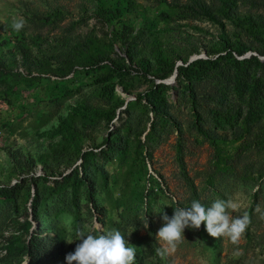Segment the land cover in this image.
I'll list each match as a JSON object with an SVG mask.
<instances>
[{"label": "rangeland", "instance_id": "obj_1", "mask_svg": "<svg viewBox=\"0 0 264 264\" xmlns=\"http://www.w3.org/2000/svg\"><path fill=\"white\" fill-rule=\"evenodd\" d=\"M0 33V264H26L5 257L11 237L69 246L77 227L119 230L135 264H264V0H0ZM62 117L79 148L49 135ZM217 199L249 219L238 243L202 223L157 254V210Z\"/></svg>", "mask_w": 264, "mask_h": 264}, {"label": "clouds", "instance_id": "obj_2", "mask_svg": "<svg viewBox=\"0 0 264 264\" xmlns=\"http://www.w3.org/2000/svg\"><path fill=\"white\" fill-rule=\"evenodd\" d=\"M24 26L23 18H14L11 24L16 32H20ZM236 207L232 201L217 199L209 206L192 200L187 207L174 208L171 216L164 213L163 208L157 210L162 221L156 233V240L160 244L157 254L162 258L171 254L184 238V230L199 229L202 223L209 236L227 237L233 244L238 243L249 219L246 215L230 217L228 209ZM65 240L68 243L76 241L74 250L65 255L66 264H135L136 250L129 246L130 243L119 230H102L96 234L77 227Z\"/></svg>", "mask_w": 264, "mask_h": 264}, {"label": "trees", "instance_id": "obj_3", "mask_svg": "<svg viewBox=\"0 0 264 264\" xmlns=\"http://www.w3.org/2000/svg\"><path fill=\"white\" fill-rule=\"evenodd\" d=\"M103 15L105 16L106 20L110 19V13L108 8H102ZM209 17L213 20L216 18L211 15L210 13ZM254 23H257V21H254ZM5 40L2 38V35L0 33V49L5 45ZM228 47V45H227ZM242 47L236 45L233 49L227 48L226 54L228 56H232V54L237 53L241 54L243 52ZM160 49L157 50V52ZM21 52L23 56L26 57L27 50L26 46H24L21 43ZM159 56L167 63L169 66V71L172 72L174 70V61L167 62L166 53L163 51H159ZM117 54V53H116ZM202 62V59L194 60L190 63L191 67H197L196 72L198 73L200 63ZM208 62L214 64V60H208ZM3 64L2 61H0V67ZM182 68L177 69L178 74H180ZM113 89L110 88V92H112ZM262 95L261 88L258 84H255L252 90V93L249 98V106L254 107L256 106L260 101V96ZM109 117L114 116V111L111 112ZM49 135L51 136H59L61 140L67 141L71 144H73L75 147L79 148V141L77 138V131L72 127L71 122L68 118L62 117L58 123L57 126L52 128L49 131ZM117 139L113 138L112 141L109 142L110 146L112 148H118ZM211 142L214 143L218 147L217 138H211ZM92 154V152L86 153L83 156L84 161L88 159V157ZM27 161H29V157L26 158ZM221 160V159H220ZM72 182V189L73 192L76 193V191L79 189V187L86 183L84 178H80L77 175L74 176L71 179ZM38 197L35 196L34 199H32V209H33V215L34 217L38 216ZM30 224L29 221L26 222L25 229L28 230V225ZM76 241H74L69 246H66L62 241H60L56 237H52L47 234H43L40 231H32V233L29 235V237L24 241L16 240V237H11L9 241L6 243L5 246V257L13 256L18 258V261H21V258L25 256L26 258V264H66L65 261V255L71 251L74 250Z\"/></svg>", "mask_w": 264, "mask_h": 264}, {"label": "water", "instance_id": "obj_4", "mask_svg": "<svg viewBox=\"0 0 264 264\" xmlns=\"http://www.w3.org/2000/svg\"><path fill=\"white\" fill-rule=\"evenodd\" d=\"M176 74V70H174L173 74H172V79L175 77Z\"/></svg>", "mask_w": 264, "mask_h": 264}, {"label": "bare ground", "instance_id": "obj_5", "mask_svg": "<svg viewBox=\"0 0 264 264\" xmlns=\"http://www.w3.org/2000/svg\"><path fill=\"white\" fill-rule=\"evenodd\" d=\"M172 79V77L169 78V81Z\"/></svg>", "mask_w": 264, "mask_h": 264}]
</instances>
